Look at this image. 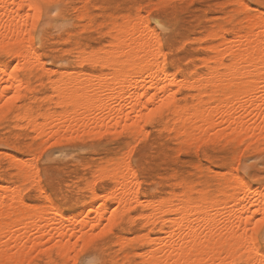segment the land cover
<instances>
[{
  "label": "rangeland",
  "instance_id": "1",
  "mask_svg": "<svg viewBox=\"0 0 264 264\" xmlns=\"http://www.w3.org/2000/svg\"><path fill=\"white\" fill-rule=\"evenodd\" d=\"M239 1L240 0H62V3L69 5V7L61 8L58 16L46 17L45 21L37 29H33L30 24V43L35 52L38 53L40 57L39 60L44 62V65L43 62L38 60L32 67L20 69L19 75L24 82V86L21 87L18 93H14V90H12L13 92L11 91L8 94V96H10V94L12 95L13 93L12 96L17 95L20 99L14 100L10 105H5L3 109H0V115L3 116V119L0 120L1 187L4 186L8 189L10 185L9 189L12 188V190L14 187H17V189L20 187L17 191L14 188L16 194L20 192V195H22L20 199L22 198L29 207L32 208L33 206L31 205H34V207L37 206L35 209L33 207L32 210L35 211L33 213L40 212L41 210H39V207H41L40 209H44L52 205V207L58 210V213L63 214L66 218L68 215L74 217L78 215V213L85 218L87 207H89L88 202L92 194L91 188H88L91 187L92 184L88 185V183L93 182L98 193L104 195L108 188L112 186V182L108 177H102L103 173L107 169L109 170V167L114 166L122 160V158H127V161L129 159L127 154L134 149L131 154L130 164L136 172L138 191L142 199L162 200V197L165 199L173 193L182 192L186 184L188 187L190 186L188 193H191L190 196L192 198H197L202 189L203 193L208 197L221 199L224 197V193L221 189L223 185L226 184L225 181L230 182L231 180H228L230 179L229 177L233 178L237 173L238 177L241 176L240 178L249 186L259 191L263 190L261 192L264 194V184L260 183V178L264 176L263 139L251 140L252 137L247 136V138L243 136L244 138L242 137V140L240 137H234L232 136L233 134H229L225 136L222 135L221 139H218L221 135L214 136L213 138L211 137L212 139L207 136L208 139L206 140L205 135L201 137L205 139V141H201L202 143L199 144V140L202 139L196 138L197 140L195 139V142L194 140H190L191 144H189L190 141L186 140L185 136L174 129V117L170 108L164 107L161 114L154 117L151 122H147L148 116L146 113L148 112L146 111H149L152 106L155 108L158 107L157 105L160 104L158 102V104L156 102L155 104L153 103L154 105L149 104L148 106H150V108L147 107V110H145V107V109H143V107L141 108L143 111L145 110L144 113L146 117L143 116L144 120L141 123L143 124L142 127L144 130L142 127V129H138L140 133H138V131L131 133L124 128L123 125L120 126L121 129L123 127L121 131H116L115 128L119 126H114L113 124L110 126L112 128L115 127V131L113 129V131L109 132H106V130L108 131L110 128L108 129L104 126V130L103 127L99 129L97 126V129L105 131V133L101 135L102 131L97 130L100 132L99 135L97 131L92 130L93 132L91 133L89 129L83 126L81 127V125L80 127L76 125L75 130L73 129L74 127L70 129L72 133L71 131L69 132V129H66L67 131L64 129L63 134L65 135L66 131V137L62 135V130L59 134L61 137L57 135V137H53L51 134L50 138V135L48 136V134H50L49 132L38 136V133L32 128L30 122H28L27 117L23 118L26 114L28 117L37 118L39 122H42L50 115L54 117L56 115V118L57 116L60 118L59 113L64 115V111L67 112L71 110V106H61L60 102L63 99L58 94H55L52 87L57 79H59V76L64 79H69L73 75L78 76L79 74L77 75V73H81L82 71L81 75L82 77L86 75V77H83L85 79L92 73L95 75L108 71L111 73L112 70L108 69L106 66L103 67L98 64L93 65V63L90 62L80 61V56L89 52H99V49L105 46L107 47L111 39V30L109 29H112L113 23L122 22V18H125L124 16L127 14V18H130L129 20H132L131 18L135 19L136 17H140L142 14L143 18L141 16L139 19H143V21L138 19L140 22L142 21L140 26L142 27L148 24L150 27L149 29H151L152 32L155 31L154 36H158L157 40L160 45V53L164 56L162 58L161 55H159V58L160 60L163 59L162 62L165 63L167 72L175 75L176 79L180 80H178V82H181L184 78L191 80L194 77L200 76V74H204L207 71L205 60L213 56L214 53L210 48H212L214 44L220 43L224 36L232 39L236 31L246 29L250 22V15L255 17V15L259 13V16L260 14L264 16V4L261 3V0ZM245 4L246 8L243 7ZM165 5H168V7H165ZM137 13H139V16H137ZM248 15L250 16L249 18L247 17ZM144 22L146 23L145 25H143ZM157 24H162L163 29ZM221 31L223 34H221ZM211 32L213 33L210 34ZM213 35L215 36L214 38ZM12 57V53L0 47V60L5 62L10 61L11 69L16 65V60ZM39 62H41L42 65L39 64ZM201 63L204 64L202 65ZM43 66L48 69L44 71L46 68ZM127 68L128 67L125 65L123 66L124 70ZM50 69H52V71H50ZM53 69L57 70L53 72ZM68 70L73 73V75L71 74L72 76L69 75V72L67 73ZM60 71L63 73V76ZM83 72L86 73L84 74ZM25 82L27 85H25ZM176 87H178L176 84L173 85V89H176L175 95L178 97H176L178 104H191V102L194 101V97L192 96L196 93L195 89L187 88V86ZM204 89L205 88L202 90ZM225 91H227V89H225ZM3 99V101H6L5 97ZM57 99L60 105L54 103V101L57 102ZM146 99L147 98H144L143 101H146ZM1 100L0 103H2ZM127 102L128 101H126V107L130 108V104H127ZM109 124L107 127H110ZM20 125H22L23 128H21ZM91 126H95V124L87 128L91 130ZM31 128L33 130H31ZM81 128L82 130H88L87 133L85 134V132H83L81 134ZM94 128H96V126L93 127V129ZM80 130L81 132H79ZM78 132L80 135L77 134ZM69 133L70 135H68ZM34 134L37 135L35 136ZM71 134H73L74 138ZM67 135L70 138H67ZM33 137L36 138L33 139ZM45 137H49L50 139L43 140ZM183 138H185L186 141L183 140ZM249 141L253 142L250 143ZM246 142L248 143L247 147ZM197 144L199 145L196 146ZM130 147H132V149H130ZM244 147L246 148L244 149ZM128 149L131 151H128ZM9 155L11 157H9ZM12 155L15 159H18V161H22V163L26 162V164L33 159L29 162V167L31 163V165H33L36 162V164L30 168L25 165L27 168L25 167V171H22L19 165L21 162H19V164L15 162V160L12 159ZM123 155L125 156L123 157ZM10 158L12 161H10ZM24 159H28L29 161L27 162V160ZM18 166L21 168L20 170ZM98 167L102 168L97 169ZM235 168H237V170ZM31 169L34 170L31 174L27 175L26 172L30 173ZM35 170H38V172H34ZM33 172L37 173V175L32 174ZM94 172H96V174L103 172L98 176L101 177V180L97 177L98 174L96 175ZM42 173H44L43 176ZM230 173H235V175ZM92 174L95 177L92 176ZM33 177L35 178V182L33 181ZM94 178L95 181H97L95 184V181H92ZM96 178L98 180H96ZM33 183L34 185H32ZM9 189L8 191L12 192ZM197 191L200 192L197 194ZM9 192L7 193L8 195ZM46 193L47 197L45 195ZM216 193L218 194L216 195ZM20 199L18 202L21 201ZM115 207L116 205L114 203L112 209ZM84 209L86 210L84 211ZM142 210L143 208L141 206L131 208L129 210V215L122 221L113 223L109 228H106V230H100L101 232H106V235H103L96 241L95 246L85 254L87 257V264H144L140 256L141 254L138 253H142L148 249L149 245L138 236H142L141 234L145 232L146 234H150L151 237L157 238L163 236V233L160 232L159 225L147 224L145 220L141 218L142 216L140 213ZM23 214L24 213L20 215L21 221L24 218V216H22ZM94 215L95 213L91 214V216ZM133 215L135 218L132 217ZM82 216H80L81 218L78 217V220H73V223H78L79 220L82 219ZM138 216H140V218ZM258 218L259 215H257L256 219ZM23 222L25 223L26 221L12 223L14 226L10 225V227H12V229L13 227L24 228ZM104 224L101 225L100 228L102 227L104 229ZM19 230L21 233L22 231L25 232V229ZM96 230L95 232L93 231V233H96ZM98 230L97 232L99 233ZM33 232L30 233V235H34V237L33 235L30 236L32 239H34L36 235L38 236L36 231ZM121 238L125 242H123ZM4 239L5 238H3V240ZM45 239L46 238L42 239V237L34 239L37 241L36 246L38 250L35 249L36 247L32 249L30 247V249L27 250L30 243L26 241L28 246H24L25 249L19 248L23 250L20 255L17 254L19 251L16 250V252L18 251L16 253L14 249H16V246H22V244L26 242L22 240L21 242L19 241L17 244L11 246L12 248L16 245L12 250H10V248H7L8 250L5 249L7 255L4 254V257L8 258V260L1 258L3 257L1 255L0 264H19L20 259L24 260V263H22L21 260L20 263L25 264L27 262V257L32 259L31 256H34L35 252L41 251V248L48 250L46 253L47 255L37 257L34 264H37V261L39 264H49V261L63 259L61 253L59 257L55 255L58 250L54 247L52 240H47V242L50 243L49 248L46 247L49 244L43 245L42 241L45 243ZM75 240L76 238L72 239V241ZM119 240L124 243L123 246ZM39 241H41V243ZM254 242L260 251L264 249V240L260 238L259 230L254 234ZM26 251H30L31 253L29 252V254ZM136 251L138 253H134ZM12 252L18 255V257H16L15 254V256L12 255ZM23 252H25L24 254L26 255H22ZM0 254H3V252L1 253L0 251ZM126 255H128V257H126ZM12 256L17 258V260L15 258L16 262H13L14 259L11 260V258H13ZM90 259L93 260L91 261ZM93 261L94 263H92Z\"/></svg>",
  "mask_w": 264,
  "mask_h": 264
},
{
  "label": "bare ground",
  "instance_id": "2",
  "mask_svg": "<svg viewBox=\"0 0 264 264\" xmlns=\"http://www.w3.org/2000/svg\"><path fill=\"white\" fill-rule=\"evenodd\" d=\"M19 2L20 0H16L17 4ZM12 3L13 0H0V47L12 53L17 61H15L16 65L14 68L11 69L10 61L5 62L0 60V100L2 99V103L4 102V97L5 100H8V94L12 90H14V93H18L21 87L24 86V82L19 75V70L32 67L40 59L29 40L30 22H26L25 19L27 13L24 10L17 12L13 8L8 7ZM245 6L246 4L243 7ZM86 11L88 12L87 9ZM20 13L23 14L21 15ZM138 14L137 16H139ZM127 15L124 16L125 18H122V22L113 23L112 29H109L111 30V39L107 47L105 46L99 49V52L88 51L89 53L80 56V61H88V63H93V65L98 64L103 67L106 66L112 70L111 73L109 71V73H98V75L92 73L84 79L83 77H86V75L82 77V71L81 73H77V75L79 74L78 77L68 70L67 73L69 72V75L72 74L74 78L72 75L69 79H64L59 76V79L51 86L55 94H58L63 99L60 102L61 106H71V110L64 111V115L59 113L60 118L58 116L56 118L55 114V117L50 115L42 122H39L37 118L28 117L26 114L24 115L23 118L27 117L28 122H30L32 128L38 133V136L49 132L50 134L48 136L50 135V138L51 134L53 137H57L63 130L61 133L66 137V131L69 129V132L71 131L72 133L70 129L74 127L73 129L75 130L76 125H79V127L81 125V127L83 126L89 129L91 133L99 130L100 127L104 129V126L108 129L110 128L106 132L113 131L115 127L112 128L110 126L113 124L114 126H119L117 127L118 130L115 128L116 131H121L123 127L121 129L120 126L123 125L129 132L134 133L142 127L143 116H148V113L146 115L144 113L148 109L147 107L150 108L148 105L155 104V102L160 103L159 101L163 100L165 107L172 110L174 129L185 136L186 140H194L195 142L196 138H200L202 139L199 140L200 144L202 143L201 141H205L209 137L213 138L214 136L221 135L218 138L221 139L222 135L233 134L232 136L240 137L242 140L244 138L243 136H250L252 137L251 140L263 139L264 142V92L261 90V81L264 79V64L260 61V50L264 48V31H262L261 27L264 25L263 15L260 14L259 16V13L255 17L248 15L247 17H250V22L246 29L236 31L232 39L224 36L220 43L218 42V44H214L210 48L214 54L205 60L207 71L191 80L184 78L181 82H178L179 79L177 80L175 75L167 72L165 63L162 62L163 59L160 60V45L157 40L158 36H154L155 31L153 30L154 32H152L148 24L145 25L147 21L143 24L145 26H140L143 19L139 18L142 14L135 19L131 18L132 20H129L130 18L128 19ZM138 19L142 21L140 22ZM221 34H223L222 31ZM161 57H164L163 54ZM201 64L203 65L204 63ZM124 65L128 67L126 70L123 69ZM38 67L40 68V65ZM43 67L46 68L45 66ZM55 70L53 69V72ZM175 84L178 86L176 88L187 86V88L195 89L196 93H193V96L190 94L194 97V101L191 104L181 105L177 103V96L175 95L176 89H173V85ZM203 88L205 89L202 90ZM12 95L10 94V96ZM149 96L152 98L151 101L148 99ZM144 98H147L146 101H143ZM126 101H128L127 104H130V108L126 107ZM54 103L58 104V99ZM142 107L146 109L143 111L141 109ZM94 124L96 126L94 128L95 130L93 129L95 126H91V130L87 128ZM108 124L110 127H107ZM20 126L23 128L22 125ZM97 126L99 129H97ZM32 128L31 130H33ZM64 129H67L65 135L63 134ZM87 131L84 129L81 134L83 132L86 134ZM99 131H102L101 135L105 133L103 130ZM79 132L77 134L80 135ZM98 134L100 135V132ZM68 135L67 138H70ZM71 135L74 138L73 134ZM203 136L206 138H201ZM46 137L43 140L50 139ZM191 141L189 144H191ZM253 141L249 142L252 143ZM247 144L246 142V147ZM9 157L11 156L9 155ZM12 159L18 164L21 162L19 165L22 169L19 166L18 168L22 171L25 167H29V162L33 160L31 159L29 161L28 159H24L27 162L29 161L28 164L26 162L24 164L22 161L15 159L13 155ZM126 159L122 158L114 166L109 167V170L105 169V172L103 170L104 173H99L100 175L103 173L102 177H108L112 182V186L108 188L104 195L98 193L93 182L88 183V185L92 184L91 187H88L91 188L92 194L88 202L89 207H87L88 212L86 211L85 218L80 213L76 216L73 215L76 219L69 215V218L68 216L66 218L63 214L58 213V210L52 207V205L49 206L50 208L46 207L44 209H40L41 207H39L41 211L33 213L35 212L32 210L34 205H31L33 206L32 208L29 207L22 198L20 199V196H22L20 192L16 194V191L20 187H18L19 189L14 187L16 191L14 188L13 191L12 188L9 189V185V188H7L12 191L9 192L8 189L4 186L2 188L0 185V251L1 253L3 252V254H0V257L2 255L3 257L1 258L8 260V258L4 257V254L7 252L5 249L10 248L12 250L16 245L12 248L11 246L17 244L19 241L21 242L24 238L26 239L22 241H27L30 244L28 246L26 242L22 246H16L14 251L16 252L18 250L20 252H16L18 255L23 251L19 248L25 249L24 246L26 245L28 246V248L26 247L27 250L30 247L31 249L33 247L37 249V241L34 240L37 237H42V239L46 238V242L44 243L42 241V243L43 245L49 244L46 246L48 248L50 243L47 240H52L54 247L63 255L72 245L78 242L77 238L80 241H83L85 238L91 239L92 235L99 234L101 231L109 228L113 223L126 218L131 208L141 206L143 208L140 213L141 218L147 224L159 225V230L163 233V236L157 238H153L145 232L146 235L143 233L144 236L143 234H141L142 236H138L149 245V248L142 253L134 252L141 254L140 256L144 264H232V259L239 255V253H243L245 259H251L253 264H261L259 258L261 251L255 245V232L252 229L255 226L257 215H260L256 212V209L264 205V194L261 192L263 190L259 191L249 186L240 178L241 176L238 177V173L237 175L230 173L235 176H232L233 178L229 177L230 179L228 180H231L230 182L225 181L226 184L221 189L224 197L219 198L220 200L208 197L203 193L202 189L201 192H196L197 194L200 192L197 198H192L190 196L191 193H188L190 186L188 187L187 184L184 186L182 192L173 193L165 199L163 197L162 200L142 199L138 191L136 172L132 165L126 162ZM31 164L30 167L35 165L36 162L33 165ZM101 168L98 167L97 169ZM235 169L237 170V168ZM33 170L31 169L30 173L26 172L27 175L31 174ZM36 171L38 172V170L34 172ZM34 172L32 174L37 175ZM99 174L97 177L100 176ZM92 176L94 175L92 174ZM98 178L101 180V177ZM96 180L98 179L96 178ZM33 181L35 182V178ZM92 181H95V178ZM8 192L9 195L7 194ZM45 195L47 197V193ZM19 199L21 200L20 202H18ZM114 203L116 207L112 209ZM35 207L37 208V206ZM22 213L25 214L22 215L24 216V218L22 217V221H26L25 223L23 222L24 228L13 227L12 229L10 227L12 223L22 222L20 220ZM92 213H95V215L91 216ZM80 216H82V219L78 223L75 222L77 224L73 223V220H78V217L81 218ZM132 217L135 218L134 215ZM138 217L140 218V216ZM103 224L104 229L102 227L100 228ZM95 228L97 230L99 229V233ZM19 229H25V232L22 231L21 233ZM94 229L96 233H93V231L95 232ZM33 231H36V234H38L34 239L30 237L33 235H30ZM3 238L5 239L3 240ZM73 238H76V240L72 241ZM121 240L119 242L123 246V242L125 241L122 240V242ZM39 242L41 243V241ZM40 250L43 251L44 249L41 248ZM26 252L29 253L30 251ZM12 253V255L15 254L14 252ZM24 253L22 255H26ZM15 258L13 257L11 260L14 259L13 262H16L17 258L16 260ZM28 259L30 260L29 257H27V261ZM20 260L24 263L23 259ZM20 260L19 264H21ZM90 260L92 261L93 259Z\"/></svg>",
  "mask_w": 264,
  "mask_h": 264
},
{
  "label": "snow or ice",
  "instance_id": "3",
  "mask_svg": "<svg viewBox=\"0 0 264 264\" xmlns=\"http://www.w3.org/2000/svg\"><path fill=\"white\" fill-rule=\"evenodd\" d=\"M261 3L264 4V0H261ZM8 7L13 8V10L17 12H19V10H24L27 13V16L25 17L26 22H30L33 29H37L45 21L46 17L58 16L61 8L69 7V5L62 3V0H20L18 4L16 3V0H13V3L8 5ZM165 7H168V5H165ZM20 14L22 15L23 13ZM159 27L163 29L162 24L159 25ZM261 27L262 31H264V25ZM229 56H231V54H229ZM260 61L262 64H264V48L260 50ZM261 90L264 92V79L261 81ZM18 99H20L19 96H9L8 100L4 101L3 104H0V109H3L5 105H10L12 101ZM148 99L151 101V96H149ZM164 107L165 102L161 100L158 107L150 109L148 111L147 122H151L154 117L161 114ZM2 119L3 116L0 115V120ZM128 156L129 159L126 162L131 163V152H129ZM260 183L264 184V176L260 178ZM256 212H258L260 215L255 221V226L253 227L252 231L257 232V230H259L260 238L264 240V205H262L261 208H257ZM103 235H106V232H101L97 235H94L91 239L85 238L83 241H80L79 238H77L78 242L63 253V259L49 261V264H87V257L85 254L95 246V242L98 241ZM47 251L48 250L45 249L43 252H35L32 259L27 261V264H34L36 258L43 257L46 255ZM55 255L59 257L61 254L60 252H57ZM259 258L261 264H264V249L261 250ZM37 264H39L38 261ZM232 264H253V262L251 259H245L243 253H239V255L232 259Z\"/></svg>",
  "mask_w": 264,
  "mask_h": 264
}]
</instances>
